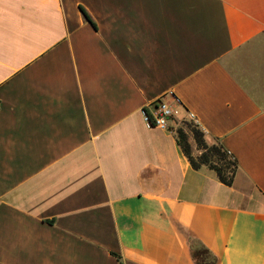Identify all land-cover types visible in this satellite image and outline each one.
Listing matches in <instances>:
<instances>
[{"label": "crops", "instance_id": "crops-1", "mask_svg": "<svg viewBox=\"0 0 264 264\" xmlns=\"http://www.w3.org/2000/svg\"><path fill=\"white\" fill-rule=\"evenodd\" d=\"M161 97L233 186L149 127ZM189 237L264 264V0H0V264H196Z\"/></svg>", "mask_w": 264, "mask_h": 264}, {"label": "trees", "instance_id": "trees-1", "mask_svg": "<svg viewBox=\"0 0 264 264\" xmlns=\"http://www.w3.org/2000/svg\"><path fill=\"white\" fill-rule=\"evenodd\" d=\"M81 11L85 18L96 27L95 22L86 9L81 7ZM172 131H174V128H172ZM191 131L197 149L201 152L198 157L194 155V147L190 142L189 133L182 128L178 129L177 132L175 131V133L177 142L190 161L192 167L196 170L207 167L216 173L221 183L229 187L233 186L239 169L237 160L221 143L216 142L214 144H209L205 139L204 133L197 125H195ZM189 244L196 264L218 263L217 257L201 241L194 237H189Z\"/></svg>", "mask_w": 264, "mask_h": 264}, {"label": "built area", "instance_id": "built-area-1", "mask_svg": "<svg viewBox=\"0 0 264 264\" xmlns=\"http://www.w3.org/2000/svg\"><path fill=\"white\" fill-rule=\"evenodd\" d=\"M179 108L181 104L176 99L171 101L166 97H161L145 109V120L149 127L172 130L174 119L180 112ZM190 118L197 122L191 113Z\"/></svg>", "mask_w": 264, "mask_h": 264}, {"label": "rangeland", "instance_id": "rangeland-1", "mask_svg": "<svg viewBox=\"0 0 264 264\" xmlns=\"http://www.w3.org/2000/svg\"><path fill=\"white\" fill-rule=\"evenodd\" d=\"M194 126H195V124H191L189 122H187V123L185 122V123H182V124H179V125L175 126L174 130L177 132V130L180 129V128L185 129L189 133V135L192 137L193 134H192L191 130L193 129ZM200 154H201V152L197 149V146H196V148H194V155L196 157H198Z\"/></svg>", "mask_w": 264, "mask_h": 264}]
</instances>
